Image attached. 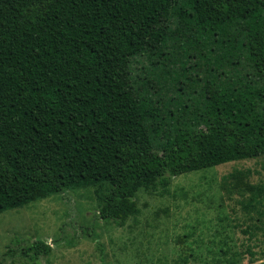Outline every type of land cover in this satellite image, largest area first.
<instances>
[{
  "label": "trees",
  "instance_id": "obj_1",
  "mask_svg": "<svg viewBox=\"0 0 264 264\" xmlns=\"http://www.w3.org/2000/svg\"><path fill=\"white\" fill-rule=\"evenodd\" d=\"M200 59L204 78L176 81ZM170 85L195 104L174 109ZM259 157L264 0H0V213L106 184L98 217L122 227L140 189ZM238 193L264 217L263 184ZM22 242L29 264L50 254Z\"/></svg>",
  "mask_w": 264,
  "mask_h": 264
},
{
  "label": "rangeland",
  "instance_id": "obj_2",
  "mask_svg": "<svg viewBox=\"0 0 264 264\" xmlns=\"http://www.w3.org/2000/svg\"><path fill=\"white\" fill-rule=\"evenodd\" d=\"M151 63L141 64L149 76H153ZM198 63L187 71L174 66L176 81L187 84L186 76L194 78L197 73L204 78L207 63L201 59ZM208 66H216L213 59ZM247 69L246 63L235 67L240 74ZM168 88L172 98L177 94L174 109L179 100L183 105L195 104L196 95L187 85L183 94L176 92L175 85ZM242 183L264 185V157L174 177L166 190L140 189L133 198L139 212L122 227L98 217L101 197L108 192L106 184L4 211L0 213V264H29L20 255L21 246H12V240H23L22 246L38 240L49 245L50 254L40 264H262L264 217L259 220L254 212L241 209L238 188ZM10 246L13 251L4 257Z\"/></svg>",
  "mask_w": 264,
  "mask_h": 264
}]
</instances>
